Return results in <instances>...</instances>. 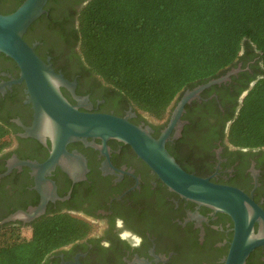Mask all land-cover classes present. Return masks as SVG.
I'll return each mask as SVG.
<instances>
[{
  "label": "flooded vegetation",
  "instance_id": "1",
  "mask_svg": "<svg viewBox=\"0 0 264 264\" xmlns=\"http://www.w3.org/2000/svg\"><path fill=\"white\" fill-rule=\"evenodd\" d=\"M88 2L50 4L25 40L71 83L60 90L72 105L83 112L129 117L160 138L185 93L206 83L182 91L162 121L136 110L81 59L74 31L78 13ZM16 3L0 0V14L11 13ZM259 60L238 61L214 78L223 80L193 96L173 125L166 148L186 172L238 188L264 210V148L229 141L231 123L260 78ZM19 78L16 63L0 54V123L9 124L12 140L0 153L1 229L15 227L33 237L41 224L56 221L88 231L55 249L43 264H224L234 236L229 215L171 191L130 145L118 139L76 140L51 160L54 143L49 130L26 135L35 111L27 102L25 83L8 84ZM32 211L36 214L29 218ZM254 227L258 234L264 225L256 222ZM249 260L264 264V246Z\"/></svg>",
  "mask_w": 264,
  "mask_h": 264
},
{
  "label": "trees",
  "instance_id": "2",
  "mask_svg": "<svg viewBox=\"0 0 264 264\" xmlns=\"http://www.w3.org/2000/svg\"><path fill=\"white\" fill-rule=\"evenodd\" d=\"M24 1L17 0L12 12ZM77 22L76 45L87 68L160 121L186 88L260 57V78L231 123L229 141L264 148V0H89ZM8 125L0 123V153L12 144ZM87 233L56 221L41 224L32 238L15 227L0 228V264H43L55 249Z\"/></svg>",
  "mask_w": 264,
  "mask_h": 264
},
{
  "label": "water",
  "instance_id": "3",
  "mask_svg": "<svg viewBox=\"0 0 264 264\" xmlns=\"http://www.w3.org/2000/svg\"><path fill=\"white\" fill-rule=\"evenodd\" d=\"M49 1L25 0L14 12L0 14V54L11 58L20 70V78L8 84L25 83L27 102L35 111L34 125L27 129L26 135L49 130L54 143L51 160L66 153L67 144L80 139H118L130 145L171 191L187 200L212 206L232 218L234 236L224 264H247L251 253L264 246V227L258 234L254 229L256 222L264 225V210L238 188L215 184L186 172L166 148L172 127L180 120L185 104L224 78L210 80L194 91L186 92L170 127L160 138H155L150 128L130 122L129 117L83 112L72 105L60 90L61 86H71V83L42 60L35 47L25 40L30 27L47 13ZM49 76L54 79L50 81ZM35 214L32 211L28 217ZM11 219L14 216L6 222Z\"/></svg>",
  "mask_w": 264,
  "mask_h": 264
},
{
  "label": "clouds",
  "instance_id": "4",
  "mask_svg": "<svg viewBox=\"0 0 264 264\" xmlns=\"http://www.w3.org/2000/svg\"><path fill=\"white\" fill-rule=\"evenodd\" d=\"M48 78H49L50 81L52 79H54V77H51V76H49ZM116 226H117V228H121L122 227V221L119 218H117ZM102 246L107 247L108 245H107L106 242H102Z\"/></svg>",
  "mask_w": 264,
  "mask_h": 264
},
{
  "label": "rangeland",
  "instance_id": "5",
  "mask_svg": "<svg viewBox=\"0 0 264 264\" xmlns=\"http://www.w3.org/2000/svg\"><path fill=\"white\" fill-rule=\"evenodd\" d=\"M24 234H25V235H24ZM24 234L22 233V236L25 237V238H31V237H32V236H31L32 233H31L30 231H28V232L26 231ZM26 236H27V237H26Z\"/></svg>",
  "mask_w": 264,
  "mask_h": 264
}]
</instances>
